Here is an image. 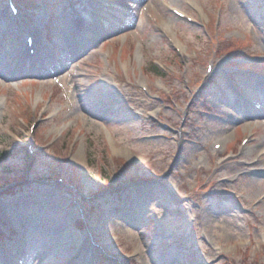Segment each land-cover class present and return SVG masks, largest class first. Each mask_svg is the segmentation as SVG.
Listing matches in <instances>:
<instances>
[{"label": "rangeland", "instance_id": "1", "mask_svg": "<svg viewBox=\"0 0 264 264\" xmlns=\"http://www.w3.org/2000/svg\"><path fill=\"white\" fill-rule=\"evenodd\" d=\"M6 1L0 177L19 186H0L18 214L0 216V264H264V0H86L78 31L75 0Z\"/></svg>", "mask_w": 264, "mask_h": 264}, {"label": "bare ground", "instance_id": "2", "mask_svg": "<svg viewBox=\"0 0 264 264\" xmlns=\"http://www.w3.org/2000/svg\"><path fill=\"white\" fill-rule=\"evenodd\" d=\"M76 1V3H77V6H78V8L77 7H75V6H72L71 4V9L72 10H70V12H71V14H72V16L69 18V19H71L72 21H74L75 19V16H76V19H77V21L76 22H78V26H76V24H75V26H74V29L75 30H77L78 31V29L80 30L81 28H82V24H81V20L82 21H86V19L84 18L87 14H88V16L86 17V18H88L89 19V17H90V14L93 16L94 15V13H95V10H96V5H93L91 2L89 3V2H87L86 3V0H75ZM82 5V7H84L83 9L82 8H80V6ZM69 6V5H68ZM67 6V7H68ZM99 7V6H98ZM74 10V11H73ZM47 11V10H46ZM46 11H44V13L42 12L41 14H40V17L38 18V20L40 21V22H44L45 20V16H46ZM99 11V10H98ZM199 12L202 14V16L203 17H205L204 15V13H203V11H202V9H200L199 8ZM183 13V12H182ZM83 14V15H82ZM85 15V16H84ZM92 16H91V18H92ZM85 19V20H84ZM71 25L73 26V23L71 22ZM163 26V25H162ZM70 27V26H69ZM80 27V28H79ZM83 29V28H82ZM163 31H164V33L167 35V36H171L172 35V31H171V29H170V26H168V25H166L165 23H164V26H163ZM30 31H32V29H29ZM34 31H32V32H36L35 34H34V37H35V42L37 43V42H39V31H37V28L36 29H33ZM97 31V30H96ZM171 34V35H170ZM172 37V43L174 44V46L175 47H177V48H179V46L181 47V42L179 41V40H177V38L175 37V36H171ZM86 41V40H85ZM85 42H84V40L81 42V44H84ZM39 45V44H38ZM40 51H42V49H40L39 50V52ZM41 54V53H40ZM30 56V55H29ZM28 59H30L31 58V56L30 57H27ZM26 58V59H27ZM27 68L28 69H32L33 67V64L32 63H30L29 62V60H27ZM26 68V69H27ZM27 71V70H26ZM214 71V69L212 70V72ZM212 74V73H211ZM15 75V74H14ZM5 77L4 76V74L2 73V72H0V77ZM145 84L143 83V86H144ZM262 123V122H264L263 120H258L257 121V123ZM256 123V124H257ZM224 147H225V145H224V143H222V147H221V149H224ZM242 151H248V148H246V146H244L243 148H242ZM126 153H128V151H125ZM129 154V153H128ZM76 156H79V154H77ZM7 214V215H9L10 217H13V219H17L18 217V214H17V210H16V208L15 209H11L10 208V210H9V208H7V209H5V208H1L0 209V216L1 215H4V214ZM141 214V213H140ZM138 218H137V216L135 217H132L131 218V222H134V221H132V220H137ZM129 220V219H128ZM13 221H15V220H13ZM130 221V220H129ZM165 221H167L168 222V224L169 225H171V227L173 226V227H176V228H180V229H182L183 228V225H181V223L179 222V221H176V220H174V219H165ZM79 222H80V224L78 223V225L79 226H82V224H83V220L81 219V220H79ZM17 223H18V225L16 226V228H18L17 229V231H18V235L20 236V235H22V234H24V233H26L27 231H28V227H26V223L24 222V221H22V222H19V220L17 221ZM87 232H91L92 233V231L91 230H88ZM16 237H18L17 235H16ZM24 241H25V239H24ZM24 241H21L20 243L21 244H23L24 243ZM20 251V250H19ZM50 251H52L51 250V248L50 249H47L46 250V254H49L50 253ZM23 251L21 250V254H23L22 253ZM0 258H2V256H0ZM6 259H4L3 261H5ZM5 263H6V261H5ZM73 264V263H72Z\"/></svg>", "mask_w": 264, "mask_h": 264}, {"label": "trees", "instance_id": "3", "mask_svg": "<svg viewBox=\"0 0 264 264\" xmlns=\"http://www.w3.org/2000/svg\"><path fill=\"white\" fill-rule=\"evenodd\" d=\"M153 68V67H152ZM12 181L11 179L6 178L5 176L0 177V186L3 185L1 188L5 187L6 182ZM9 183V182H8ZM118 194V193H117ZM80 224V222L78 221Z\"/></svg>", "mask_w": 264, "mask_h": 264}]
</instances>
